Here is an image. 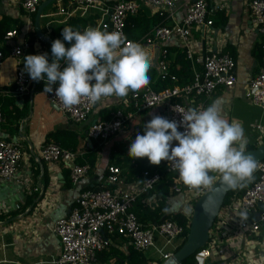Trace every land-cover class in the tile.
I'll list each match as a JSON object with an SVG mask.
<instances>
[{"label": "crops", "instance_id": "1", "mask_svg": "<svg viewBox=\"0 0 264 264\" xmlns=\"http://www.w3.org/2000/svg\"><path fill=\"white\" fill-rule=\"evenodd\" d=\"M21 1L0 0V17L7 15L25 20V26L21 31L10 39L4 38L9 46V52L4 56L0 66V96L4 98L12 96L15 106V109H9L8 115L5 116L0 109L2 116L0 140L15 144L20 152L14 176L9 179L0 178V264H55L61 245L52 229L54 222L68 214L83 189L111 186L106 181L107 165L118 166L121 177L126 181L142 180L145 170L154 172L163 168V171H160L161 179L164 174L170 173L165 171L167 161L162 168L158 166L152 170L147 167L151 164L147 157L131 158L127 155L132 140L138 133H144V124L152 118V115L163 114L161 105L141 108L142 93L147 88L160 92L189 84L193 75L202 71L203 57L211 52L222 51L232 54L228 48L236 51V59H234L237 82L232 86L218 87L205 101V108L216 102L220 105L224 118L239 122L244 128L246 145L264 143V109L247 96L248 81L257 73L260 66L259 59L251 54V49L256 44H264V24L252 23L247 10L248 0H221L225 7L222 10L215 9L212 25L191 28L189 39L193 49V59L188 58L191 63V75L187 82L179 84L177 78L171 76V80L175 83L171 87L155 90L149 81L142 89L129 91L126 97L102 98L101 102L94 104L90 115L81 122L72 120L61 113L56 105L48 102L44 92V80H32L25 94L17 93L14 82L16 67L19 66L20 70L30 78L24 70L25 56L47 53L51 62L52 44L47 40L50 39L56 24L67 23L72 16L89 17L94 24H88L86 27L106 30L101 23L107 19L111 5L117 0H100L97 4L83 6L75 5L70 0H51L40 13L41 37L37 36L34 29V18L38 5L45 0H39L35 11L29 14L30 18L34 13L30 23H27V14L21 6ZM191 1L193 0H179L173 9V15L167 14L168 23L172 24L173 21L180 20L186 5ZM207 1L213 7L217 0ZM158 11L156 7L141 2L138 13L128 15L126 19L135 15L150 17ZM219 14L224 15L226 19ZM14 45L22 48L23 52L19 56L11 54ZM141 46L148 52L151 68L154 69L156 76L164 78L163 75L168 74L169 71L168 59L166 56L161 57V51L163 47L176 48V39L146 40ZM232 56L234 57L233 54ZM162 60L166 62L164 67L159 64ZM64 66L66 65L61 62V67ZM189 98L191 95L186 97ZM174 100L182 101V98L176 97ZM199 100L196 97L193 105ZM116 110L131 114L130 119L120 130L102 140L87 135V129L91 124L109 120ZM55 140L67 142L75 140L74 143H69L74 144L70 147L59 144L61 147L76 151L77 154L71 162L45 161L42 158V146L50 142L56 144ZM176 143L178 142H173L174 146ZM90 153L95 156L93 164L89 162ZM72 163L88 166L86 174L77 184H73L69 179ZM139 172L140 178L135 177L140 174ZM132 177L135 178L127 180ZM175 184L176 190L174 189L175 192L168 196L166 206L174 208L173 212L183 214V208L190 206L192 213L193 201L201 189L193 190L184 185L179 176ZM155 199L154 195L141 196L134 202L133 210L138 209L140 205L152 207ZM191 213L186 215L189 219ZM227 219L228 222L221 217L210 229L208 245L211 247L214 242L211 248L214 253L211 252L207 257L197 253L198 259L195 264H256L260 257L264 256V228H261L260 234L248 233L237 236L235 219L233 217ZM217 225L220 234L216 232ZM160 239L163 240L162 237H156L151 245L157 251L158 257L173 252L182 241V237L168 243L164 240L165 246H163L164 243L161 245ZM168 244H173L172 249H166ZM121 247L125 249V244ZM150 263L156 262L150 261Z\"/></svg>", "mask_w": 264, "mask_h": 264}, {"label": "built area", "instance_id": "2", "mask_svg": "<svg viewBox=\"0 0 264 264\" xmlns=\"http://www.w3.org/2000/svg\"><path fill=\"white\" fill-rule=\"evenodd\" d=\"M178 1L117 0L111 5L107 19L101 25L108 32L118 31L126 37V17L138 13L141 2L173 15V9ZM70 2L83 6L97 4L100 0H70ZM38 3L39 0L21 1V6L27 14V23H30L29 14L35 11ZM224 7V2L221 0H217L213 7L209 5L207 0H193L186 5L180 20L173 21L171 25L154 26L152 32L144 36L145 41H168L170 38H175L176 46L184 49L186 57L192 60L193 49L189 39L191 28L212 25V15L215 9H223ZM247 10L252 23L255 25L264 24V0H248ZM16 33L14 29L9 30L4 38L10 39ZM127 41L131 42L128 39ZM25 45L27 46V44ZM22 52V48L19 46L14 45L11 48L12 55L19 56ZM166 52L167 48L163 47L161 57H165ZM3 58L4 56L0 52V66ZM201 62L202 71L196 72L189 84L160 92L147 88L141 96V108L161 105L163 117L180 123L182 114L178 111H187L190 107L204 109L205 101L218 87L232 86L237 82L235 59L229 52H211L205 55ZM159 64L164 67L166 62L162 60ZM14 82L15 91L22 95L28 91L32 79L17 66ZM248 85V98L264 109V57L257 73L249 79ZM58 86L59 84L54 85L53 89L55 90ZM54 90L51 93H46V98L48 102L56 105L61 113L66 114L76 122H81L90 115L94 104L89 102L87 98H83L78 105L69 109L62 104L59 98L55 97ZM134 92L133 94L136 96ZM189 95L191 98L186 99ZM176 97H181L182 101H175ZM196 97L200 100L193 105ZM137 104L136 102L135 105ZM130 117V113L116 110L109 120L91 124L87 129V135L90 138L106 139L120 130ZM0 120H2L1 112ZM178 130L184 131L182 123ZM76 154V151L52 142L44 144L41 148V156L45 161L71 162ZM19 159L18 147L11 142L0 140V178L9 179L13 177ZM87 170V165L72 163L69 169L70 181L77 184ZM106 170V181L111 186L83 189L68 214L54 222L52 229L58 236L61 245L55 264H94L98 252L111 243L108 237L111 234H122L128 237L130 243L137 250H145L153 245L156 237H162L167 243L182 237L184 228L175 221L163 219L145 224L138 220L133 210L136 199L153 189L159 182L162 177L160 171L145 170L142 180L126 181L121 177V170L118 166L109 164ZM165 171H173L169 162L165 166ZM173 189L176 190V185L173 186ZM205 189L201 188L199 194ZM235 189L236 191L228 203L222 205L213 224L218 222L221 217L227 222V217H233L236 222L235 235L260 234L261 228H264V163L258 162V169L253 175L252 182L248 181L243 187H236ZM239 191L241 193L238 195ZM241 212L247 213L246 218L241 217ZM216 232L220 234L218 225ZM213 246L214 242L211 247L208 245L201 248L198 253L203 257L210 256V253L213 252L211 250ZM171 253H164L163 259ZM196 259H198L197 255Z\"/></svg>", "mask_w": 264, "mask_h": 264}, {"label": "clouds", "instance_id": "3", "mask_svg": "<svg viewBox=\"0 0 264 264\" xmlns=\"http://www.w3.org/2000/svg\"><path fill=\"white\" fill-rule=\"evenodd\" d=\"M62 36L52 43L51 62L48 54L42 53L25 56L23 63L32 80L45 81L44 92H53V86L59 84L55 97L66 108L78 105L83 98L96 104L102 98L126 97L129 91L149 83L148 52L139 43L128 42L123 33L92 26L80 31L69 26L63 28ZM66 42L71 46L66 47ZM61 62L66 66L62 68ZM178 112L182 114L180 123L152 115L143 126L144 133L132 140L128 157H147L153 165L167 161L183 184L196 190L209 187L214 172L222 174L225 184L233 188L253 179L258 161L246 153L244 128L236 120L224 118L219 104ZM181 123L184 131L178 130ZM173 142L178 143L174 146ZM183 212L190 214V206ZM240 215L246 218L247 213ZM256 264H264V256Z\"/></svg>", "mask_w": 264, "mask_h": 264}, {"label": "trees", "instance_id": "4", "mask_svg": "<svg viewBox=\"0 0 264 264\" xmlns=\"http://www.w3.org/2000/svg\"><path fill=\"white\" fill-rule=\"evenodd\" d=\"M222 10V9H221ZM221 17H226L222 14H219ZM34 16V13L30 18ZM169 16L165 11H158L154 15L150 17H144L141 15H135L130 16L126 19V25H125V32L127 39L131 42L139 43L140 45L145 41L144 36L150 33V29L154 26L161 25V24H167L171 25V23H168ZM88 24H94L93 20L91 18H82L79 16H72L67 23L63 24H56L52 30V35L50 37L51 44L55 39H63L62 36V30L66 26L72 27L74 30H80L83 31ZM25 26V20L21 19L20 17H12L7 15H1L0 17V52L5 56L9 52V46L6 44L4 36L7 31L14 29L16 32L21 31V29ZM29 35V33H27ZM27 35V36H28ZM30 37V36H29ZM71 45L66 42V47H70ZM228 51H231L234 55V58L236 56V51L233 49H229ZM251 54L259 59V62H261L262 58L264 57V44H256L251 49ZM166 58L168 59V74L163 75L162 77H157L154 69L150 68V71L148 73L150 77V82L155 90H161L167 87H171L173 84H175L171 80V76H175L177 78V83L183 84L188 81V78L191 75V63L190 60L186 57L185 50L177 47H167L166 52ZM236 59V58H235ZM7 100V102H6ZM0 109L2 110L3 115H8L9 109H15L14 101L12 99V96L9 97H3L0 96ZM75 141V140H74ZM74 141H59L55 140L56 144L58 145H64L70 147L74 144ZM69 144V145H68ZM258 144H247L246 149L256 147ZM91 156V157H90ZM90 157L89 162L93 164L95 160V156L93 153H90L88 155ZM166 161H161L159 165H147L148 169H154L155 167L160 166L161 168L164 166V163ZM264 163V160H262ZM163 165V166H162ZM142 171V170H141ZM140 171V172H141ZM160 171H163V168L160 169ZM139 172V173H140ZM140 174L135 175V177L140 178ZM211 175L214 176V173H211ZM179 176L178 172L172 171L168 174H164V177L160 179V181L154 186L153 190H149L146 193H144L142 196H148V195H154L156 197L155 202L152 203L153 206L145 205L141 206L138 209H134V212L141 222H158L163 219H170L178 223L184 228L183 234H182V241L181 243L174 249H178L182 242L185 240L186 234L188 232V222L189 218L181 213V212H165L164 209L168 208L166 206V202L168 199V196L170 194H173L174 189L173 186L176 185V178ZM128 178L127 180H132L133 178ZM253 179L251 180V182ZM192 189V188H191ZM196 190V189H193ZM200 190V189H199ZM236 191L235 188H233L231 191H229L225 199L223 201V205L228 203L230 198L232 197V194ZM241 193V191L238 192V195ZM195 201V200H194ZM193 201V203H194ZM108 237L111 240V243L104 247L101 251L98 252L96 259L94 261V264H145L150 263V259L147 258L144 255V250H137L132 243H130L128 237L123 236L122 234H111L108 235ZM125 244V249H122V245ZM208 243L204 247L207 246ZM202 247V248H204ZM173 250V251H174ZM199 249L197 252L189 255L186 257L180 264H195L197 259L196 255L200 251ZM163 260V257H160L156 259L157 263H161Z\"/></svg>", "mask_w": 264, "mask_h": 264}, {"label": "water", "instance_id": "5", "mask_svg": "<svg viewBox=\"0 0 264 264\" xmlns=\"http://www.w3.org/2000/svg\"><path fill=\"white\" fill-rule=\"evenodd\" d=\"M50 1L45 0L38 5L34 18V29L38 37L42 36L39 25L40 13ZM47 41L51 42L50 39ZM246 153L252 154L258 162H261L264 160V143L246 149ZM232 189L233 187L225 184L222 174L215 177L212 184L202 191L193 203L185 240L178 249L174 250L159 264H180L186 257L206 245L209 239V231L223 205L225 196Z\"/></svg>", "mask_w": 264, "mask_h": 264}, {"label": "rangeland", "instance_id": "6", "mask_svg": "<svg viewBox=\"0 0 264 264\" xmlns=\"http://www.w3.org/2000/svg\"><path fill=\"white\" fill-rule=\"evenodd\" d=\"M203 26V25H202ZM220 173H218V172H214V179H215V177H217L218 175H219ZM161 240V239H160ZM161 245H163V243H164V239L163 240H161ZM160 245V244H159ZM163 246H165V243H164V245ZM172 247H173V244H168V245H166V249H172ZM144 255L147 257V258H149L151 261H153V262H156V263H154V264H159V263H157V261H156V259H158V258H160V257H158L157 256V251L154 249V247H152V246H150V247H148L147 249H145L144 250Z\"/></svg>", "mask_w": 264, "mask_h": 264}, {"label": "flooded vegetation", "instance_id": "7", "mask_svg": "<svg viewBox=\"0 0 264 264\" xmlns=\"http://www.w3.org/2000/svg\"><path fill=\"white\" fill-rule=\"evenodd\" d=\"M164 259H165V258H164ZM164 259H163V260H164ZM163 260H162V261H163Z\"/></svg>", "mask_w": 264, "mask_h": 264}]
</instances>
